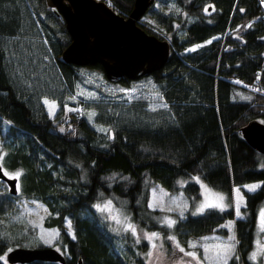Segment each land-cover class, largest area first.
Returning a JSON list of instances; mask_svg holds the SVG:
<instances>
[{"label": "trees", "instance_id": "16d2710c", "mask_svg": "<svg viewBox=\"0 0 264 264\" xmlns=\"http://www.w3.org/2000/svg\"><path fill=\"white\" fill-rule=\"evenodd\" d=\"M105 1L124 15L133 4ZM155 1L143 12L153 21L137 22L159 37L165 33L169 52L160 68L140 76L157 84L167 107L152 110L140 100L101 108L92 119L102 125L99 131L79 98L64 110L63 99L49 93L58 103L50 115L35 87L14 75L20 62L15 57L22 54L16 45L38 42L58 71L57 83L70 92L79 64L60 57L69 40L60 14L49 0H0V167L21 172L13 193L0 180V264L13 246L44 245L28 242V229L11 219L21 196L45 207L42 223L57 228L63 262L33 258L9 264H76L77 257L81 264H144V244L131 247L130 236L119 240L99 219L91 204L102 196L122 201L136 224L161 233L166 248L171 235L186 247L190 239L198 244L206 234L232 232L237 251L227 264H260L247 254L264 201V153L245 140L240 127L252 118L264 120V0H174L177 8L168 9ZM194 175L224 191L228 207L203 213L187 208L169 227L161 210L148 204L149 189L155 182L179 189L193 206L200 197ZM251 184L260 187L250 192L245 186ZM233 186L244 197L240 217L233 214Z\"/></svg>", "mask_w": 264, "mask_h": 264}, {"label": "rangeland", "instance_id": "374dc122", "mask_svg": "<svg viewBox=\"0 0 264 264\" xmlns=\"http://www.w3.org/2000/svg\"><path fill=\"white\" fill-rule=\"evenodd\" d=\"M154 5L164 9L171 7L177 8L174 6V0H156ZM139 20L153 21L148 13L141 14ZM164 37L168 38L165 33ZM210 38L193 43L189 45L188 48L191 49L207 43ZM34 40L35 39L30 41ZM32 44L30 48L25 45V42H23V45L19 43L16 45L22 54L15 57L20 62H17L14 58L17 64L14 68V75L21 78L25 87H35V94L38 96V99L42 101L50 115L54 113L58 105L56 100L49 96L51 92L54 94L56 93L63 99L64 103L62 105L64 110L72 108L73 104L70 105V102L73 101V98H79L84 102V115L90 122L97 126L99 131L103 130L102 125L97 124L96 121L93 122V115L90 114H96L101 108L111 109L113 108L112 106L119 107L120 105L140 100H145L148 104V108L152 110L165 108L163 105L167 104L166 101L163 100L159 87L150 77L142 75L132 78L129 82H123L120 79L106 78L101 67L90 64L77 65L75 68L77 76L76 78H71L69 86L70 92L64 90L61 87L62 85H59L56 81L58 71L51 62V59L47 54L44 55L43 52L39 50L38 42ZM20 47L22 50H20ZM248 86L252 87V85ZM45 100L54 103L56 105L55 109L50 110L49 105L44 103ZM3 171L9 175H14L17 172V170ZM193 178L198 182L200 187V197L193 206H189L188 199L181 190H169L158 182L151 185L148 204L151 207H156L161 210V220L165 221V218L173 220L176 216L183 213L185 209L191 207L193 212H197V208L205 201L206 196H208L209 199H214L212 194L224 195L226 198L224 203L228 205V199L224 191L211 187L205 180L197 175H194ZM181 180L183 181L184 179ZM1 185L2 183H0V186ZM15 186L17 189V179L15 180ZM205 188H207L209 192H206ZM236 188V186H233L231 192V204L235 217L237 216L236 194L234 192ZM109 202H111V206L110 208H106L105 206L108 205ZM184 205H187V207L185 208ZM91 206L95 209L99 219L107 223L104 224L114 232L119 240L122 238L125 239L124 237L126 236H130L131 241L129 244L131 247H133L134 244H144V251L141 252L144 258V264H223V261L204 259L205 255H212L211 252L205 253V247L215 249L217 245L223 246L225 243H230L234 245L233 251H237L235 248L237 249L238 238L232 232H229V234L225 236L219 235L218 233L206 234L202 241H198V244L190 240L189 243L192 242L196 244L195 248L189 247V244L185 247V245L178 243L176 238L175 241L170 239L171 246L166 248L161 233L157 230L140 227L136 224L125 210L122 201L117 199L110 200L107 196H102L95 199ZM16 207L17 210L14 212L11 219L14 223H19V225H17L18 227L22 225L28 229V242L33 239H38L43 244H49L59 249V244L55 241L57 235L53 238V234H57V228L55 226H46L42 223L46 215V209L36 198L21 196L17 199ZM257 210L253 241L247 255L253 261L259 258V263L264 264V228H262L261 224V212L264 211V201L259 204ZM228 223L229 221L226 222L227 225ZM63 224L66 231L71 234V227L67 218H64ZM128 225H132L135 228V232L128 228ZM153 232L158 234V238L149 240L148 237ZM233 235L235 236V240L230 241L229 237ZM47 240H51V243L46 242ZM177 243L180 247L184 248L185 252H195L197 259L194 260L191 256H186L184 252L179 250ZM153 245H155V247H153ZM135 252L139 253L140 251L139 249H135ZM150 252L151 256H149ZM253 253H258L255 259H252ZM5 263L9 264L6 261ZM236 264L240 263L238 262Z\"/></svg>", "mask_w": 264, "mask_h": 264}, {"label": "water", "instance_id": "95a60500", "mask_svg": "<svg viewBox=\"0 0 264 264\" xmlns=\"http://www.w3.org/2000/svg\"><path fill=\"white\" fill-rule=\"evenodd\" d=\"M60 14L69 35L60 57L75 64L98 63L106 78H134L160 68L169 52V41L146 31L138 18L152 0H133L127 14L114 10L105 0H49ZM244 84L243 82H240ZM245 140L264 153V120L252 118L240 127ZM0 167V180L15 192V180ZM8 263L33 258L63 262L61 252L51 245L13 246L4 252ZM76 264H81L77 257Z\"/></svg>", "mask_w": 264, "mask_h": 264}, {"label": "snow or ice", "instance_id": "6c2138e0", "mask_svg": "<svg viewBox=\"0 0 264 264\" xmlns=\"http://www.w3.org/2000/svg\"><path fill=\"white\" fill-rule=\"evenodd\" d=\"M45 104L49 105L50 110H54L56 105L54 103H50L48 100L44 101ZM164 107H167V105H163ZM90 115H94V113L90 114ZM0 159H2V157H0ZM7 175V173H5ZM21 175V172H16L14 174V176H9L10 179H18ZM202 187H205L204 185H201ZM247 188L248 191H255L257 188L260 187V185L258 184H251V185H247L245 186ZM206 192H209V190L207 188H205ZM234 192L236 194V215L237 217H240V207L241 205L244 203V197L241 195V189L240 188H236L234 189ZM214 196V199H209L208 196L205 197V201L197 208V213H203L206 209L208 208H219L221 211L225 210L228 205L224 203L225 201V196L222 194H212ZM111 206V202H109L108 205H106V208H110ZM99 207V206H98ZM184 207L186 208L187 205H184ZM103 210V209H102ZM182 215V213H181ZM115 218V217H114ZM165 222L167 223V225L169 227H172L176 222L174 220L165 218ZM233 222L229 221L227 227H229L231 229ZM261 224H262V228H264V211L261 212ZM128 228H130L133 232H135V228L132 225H128ZM55 235L57 234H53V238H55ZM153 238H158V234L153 232L151 233V235L148 237L149 240H152ZM169 239L175 241V237L170 236ZM230 241L235 240V236H230L229 237ZM46 242L51 243V240H47ZM153 247H155V245H153ZM177 247L179 248V250L181 252H184V254L186 256H191L194 260L197 259L196 253L195 252H185L184 248L180 247L179 244L177 243ZM189 247L191 248H195L196 244L190 242L189 243ZM234 250V245L230 244V243H225L223 246L217 245L215 247V249H210L208 247H205L204 251L205 253H212L211 256L209 255H205L204 259L206 260H217V261H223V264H227V260L229 258V254ZM258 253H253L252 254V259H255ZM149 256H151V252L149 253ZM0 259H3V257H0Z\"/></svg>", "mask_w": 264, "mask_h": 264}, {"label": "crops", "instance_id": "0c3cea01", "mask_svg": "<svg viewBox=\"0 0 264 264\" xmlns=\"http://www.w3.org/2000/svg\"><path fill=\"white\" fill-rule=\"evenodd\" d=\"M191 240V239H190Z\"/></svg>", "mask_w": 264, "mask_h": 264}]
</instances>
